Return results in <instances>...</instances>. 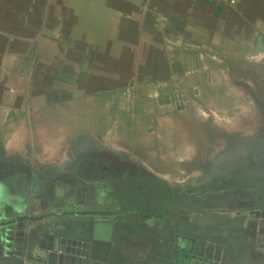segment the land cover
<instances>
[{
  "label": "crops",
  "instance_id": "crops-1",
  "mask_svg": "<svg viewBox=\"0 0 264 264\" xmlns=\"http://www.w3.org/2000/svg\"><path fill=\"white\" fill-rule=\"evenodd\" d=\"M256 31L264 41V0H0V156L51 178L68 171L82 142L129 151L122 128L141 142L144 133L122 109L197 73L204 49L218 46L221 56L223 45H253ZM160 121L176 124L151 120ZM182 152L170 161H184ZM146 159L169 183L187 179ZM0 264L28 263L0 256Z\"/></svg>",
  "mask_w": 264,
  "mask_h": 264
},
{
  "label": "flooded vegetation",
  "instance_id": "flooded-vegetation-1",
  "mask_svg": "<svg viewBox=\"0 0 264 264\" xmlns=\"http://www.w3.org/2000/svg\"><path fill=\"white\" fill-rule=\"evenodd\" d=\"M77 150L68 171L57 168L51 178L31 176L30 164L0 156V207L14 212L10 218L115 213L110 219L120 224L108 260L91 264H264V156L254 149L244 165L229 166L235 154L204 180L189 176L174 183L152 174L136 155L90 141ZM56 193L63 195L62 208L52 205ZM186 202L199 210H186ZM208 205L237 210L207 212Z\"/></svg>",
  "mask_w": 264,
  "mask_h": 264
},
{
  "label": "rangeland",
  "instance_id": "rangeland-1",
  "mask_svg": "<svg viewBox=\"0 0 264 264\" xmlns=\"http://www.w3.org/2000/svg\"><path fill=\"white\" fill-rule=\"evenodd\" d=\"M258 34L261 33L256 31V37ZM253 45H223L221 56L218 46L217 50L214 46L204 49L207 61L192 65L197 73L178 78L175 86L156 97H135L134 109L125 107L122 112L128 115L126 119L140 122L137 125L144 133L143 141H139L136 131L125 135L122 128V136H125L122 146L129 150L124 152L139 158L146 156V163H157L161 169L180 171L181 179L193 176L200 180L235 154H239L237 162H229V166L244 165L249 150L254 149V154L264 156V54L252 56ZM210 55H215L217 60ZM161 116L173 117L176 124L151 122L152 118L155 121ZM178 151H183L179 156L184 161L176 162L177 159L172 163L168 156L174 157L173 152ZM19 161L24 163V160ZM260 166L262 163L257 168L261 169ZM177 207L171 206V210L176 211ZM198 208L193 202L185 204L186 210ZM215 210L233 212L237 209L208 205L207 212Z\"/></svg>",
  "mask_w": 264,
  "mask_h": 264
},
{
  "label": "water",
  "instance_id": "water-1",
  "mask_svg": "<svg viewBox=\"0 0 264 264\" xmlns=\"http://www.w3.org/2000/svg\"><path fill=\"white\" fill-rule=\"evenodd\" d=\"M264 54L258 35L250 52ZM55 208L63 195L56 193ZM0 207V256L24 259L28 264H90L108 260L116 222L115 213L99 211L50 212L42 216L13 217ZM108 220H103V219Z\"/></svg>",
  "mask_w": 264,
  "mask_h": 264
}]
</instances>
